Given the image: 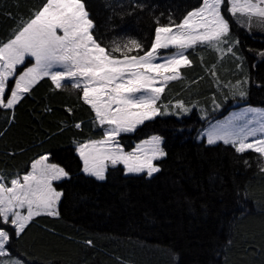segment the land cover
I'll use <instances>...</instances> for the list:
<instances>
[{
  "label": "snow or ice",
  "instance_id": "snow-or-ice-1",
  "mask_svg": "<svg viewBox=\"0 0 264 264\" xmlns=\"http://www.w3.org/2000/svg\"><path fill=\"white\" fill-rule=\"evenodd\" d=\"M129 8L127 14L132 15L136 9L143 11L144 5L132 0ZM5 14L15 23L8 38L0 39V137L15 123L17 107L48 81L52 93L66 91L74 96V103L64 108L66 118L58 133H83L86 125L95 133L74 137L72 143L80 171L98 181L119 166L125 175L151 178L160 172L156 162L167 155L162 136L149 135L130 150L122 137L157 117L184 116L197 107L200 118L207 119V109L192 99L198 95L194 86L206 78L216 90L210 97L214 112L229 97L245 99L251 80L233 28L264 33V0H199L179 19L171 13L166 22L155 17L150 40L119 34L106 39L98 33L86 0H40L26 16ZM205 51L215 56L210 64L205 63ZM193 54L204 74L189 79L186 73L195 65ZM255 58L264 59V49L257 50ZM173 84H179L180 90H174ZM81 109L87 121L76 118ZM52 110L47 105L43 109ZM198 138L208 146H230L238 156L254 153L257 170L264 176V109L231 112L210 122ZM2 155L14 160L17 153L9 150ZM243 164L252 167L249 159ZM0 165V264H27L13 245L38 218L60 217L65 193L58 183L71 179V174L53 161L50 151L37 153L22 170L3 160ZM83 243L94 246L91 239ZM116 260L127 264L120 257Z\"/></svg>",
  "mask_w": 264,
  "mask_h": 264
},
{
  "label": "trees",
  "instance_id": "trees-1",
  "mask_svg": "<svg viewBox=\"0 0 264 264\" xmlns=\"http://www.w3.org/2000/svg\"><path fill=\"white\" fill-rule=\"evenodd\" d=\"M39 2L0 0V39L8 38L15 23L5 13L26 16ZM137 2L144 5L143 11L128 15L132 0H86L98 33L106 39L119 34L148 40L155 17L166 22L171 13L179 19L199 0ZM233 32L239 36V51L247 58L244 67L251 80L245 99L229 97L214 112L210 97L216 90L206 78L194 86L198 95L192 99L207 109V119L200 118L197 107L182 117H157L122 137L129 150L149 135L163 137L167 155L157 161L161 171L151 178L125 175L122 166L110 168L104 181L84 175L72 139L95 133L87 125L83 133H58L66 118L64 108L74 103V96L52 93L48 81L35 88L32 97L17 107L15 123L0 137V160L22 170L37 153L50 151L71 179L58 183L65 193L60 217L38 218L13 245L15 253L27 264H117L116 257L127 264H264V176L257 170L255 154L238 156L230 146H208L198 138L209 122L236 107L264 106V87L257 86L264 85V59L255 58V52L264 49V33L249 34L235 27ZM204 56L208 64L215 59L207 51ZM192 58L195 65L186 73L189 79L204 74L197 56ZM171 87L180 90L179 84ZM184 98H189L187 93ZM46 105L52 112L43 111ZM76 118L87 121L86 111H77ZM9 150L17 153L14 160L2 155ZM244 159L252 162L251 168L244 166ZM87 239L94 246H86Z\"/></svg>",
  "mask_w": 264,
  "mask_h": 264
},
{
  "label": "rangeland",
  "instance_id": "rangeland-1",
  "mask_svg": "<svg viewBox=\"0 0 264 264\" xmlns=\"http://www.w3.org/2000/svg\"><path fill=\"white\" fill-rule=\"evenodd\" d=\"M246 107H255V108H260V109H264V106H253V105H243V106H239V107H236L234 109H232L227 115H225L224 117H221V118H218V119H215V120H212L211 123H215L216 120H221V119H224L226 116H228L231 112H236V111H240ZM179 117H182V116H179ZM210 123V122H209ZM209 123L206 125V127H208ZM205 127V128H206ZM199 140H203V139H199ZM157 163V162H156Z\"/></svg>",
  "mask_w": 264,
  "mask_h": 264
}]
</instances>
